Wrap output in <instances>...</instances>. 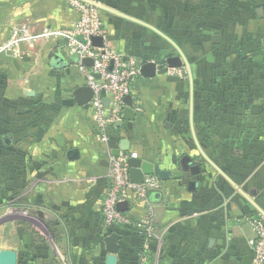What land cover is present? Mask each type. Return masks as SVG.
<instances>
[{
    "label": "crops",
    "instance_id": "0c3cea01",
    "mask_svg": "<svg viewBox=\"0 0 264 264\" xmlns=\"http://www.w3.org/2000/svg\"><path fill=\"white\" fill-rule=\"evenodd\" d=\"M95 1L108 9L106 48L157 63L108 145L75 100L86 78L56 36L77 20L70 0H0V251L18 264H106L109 160L127 140L170 179L148 194L156 238L116 232L118 264H143L146 243L148 264H250L249 220L264 215V0ZM179 51L188 64L168 75Z\"/></svg>",
    "mask_w": 264,
    "mask_h": 264
},
{
    "label": "built area",
    "instance_id": "2783aa9c",
    "mask_svg": "<svg viewBox=\"0 0 264 264\" xmlns=\"http://www.w3.org/2000/svg\"><path fill=\"white\" fill-rule=\"evenodd\" d=\"M72 9L77 12V20L68 28L56 33L63 42L65 51L77 58L79 70L84 73L87 86L93 91L90 106L93 118L101 132V140L108 145L109 132L118 122L123 120L127 107L126 98L142 77L143 63L133 56H124L104 47L94 46L93 39L107 37V30L99 7L86 0H70ZM28 29L18 28L10 45L27 39ZM90 59L92 66L83 64ZM168 75L181 74L176 69H166ZM138 158L136 153L120 152L119 156L111 155L107 173L108 190L105 195L102 213L107 236L113 232L126 231L132 235H144L147 242L156 238L153 225V210L148 200L151 191H159L163 181L156 175H146L142 184L133 183L130 179L128 160ZM142 205L146 213L135 217L120 211L118 206L123 203ZM17 212V209H13ZM253 236L249 240L252 250L251 264H264V215L260 214L249 220ZM148 243L141 254L143 264H148L149 254L146 253Z\"/></svg>",
    "mask_w": 264,
    "mask_h": 264
},
{
    "label": "water",
    "instance_id": "95a60500",
    "mask_svg": "<svg viewBox=\"0 0 264 264\" xmlns=\"http://www.w3.org/2000/svg\"><path fill=\"white\" fill-rule=\"evenodd\" d=\"M93 5L99 7L100 9H106L105 7L99 5L96 3L95 0H86ZM114 13L120 14L116 11H112ZM258 13L261 17H264V10H259ZM215 41L217 42L218 37H214ZM94 46L98 47H104V40L102 37L94 38L93 39ZM180 56H172L168 57L166 59L167 66L170 69H177L182 68L184 64H188L185 56L182 54L181 51H179ZM56 59H59L60 57L55 56ZM61 59V58H60ZM84 65L92 66L93 61L90 59H86L83 61ZM157 71V63L156 62H148L142 66L141 69V75L144 78H153L156 75ZM93 97V91L88 86L79 87L75 90V100L79 106H86L90 103ZM127 104V108L124 110L123 119L124 120H133L135 118V111L133 109V100L131 96H128L125 100ZM118 123V125H120ZM9 140H5L7 143ZM130 146L129 142L127 140H123L121 142V145L118 149L115 150L114 155L119 156L121 151L127 152L129 151ZM69 158L71 160H77L79 158V152L77 150H72L69 154ZM189 161L186 160L183 162L184 168H187L189 165ZM128 166L130 168V179L133 183L136 184H142L144 181V178L146 175H156L159 177L161 181H168L170 179V172L167 170H162L158 165L152 164L148 161H145L140 158H131L128 160ZM194 175H196V172H199V167L195 166L192 169ZM197 183L190 182L189 187L193 190V187L196 188ZM129 208V203L125 202L123 204H120L118 206V209L120 211L127 210ZM122 239V236L116 232H113L109 234L104 239L106 251L108 253L106 264H118V254L121 249L120 241ZM18 253L13 250H1L0 251V264H18ZM251 264V263H250Z\"/></svg>",
    "mask_w": 264,
    "mask_h": 264
},
{
    "label": "rangeland",
    "instance_id": "374dc122",
    "mask_svg": "<svg viewBox=\"0 0 264 264\" xmlns=\"http://www.w3.org/2000/svg\"><path fill=\"white\" fill-rule=\"evenodd\" d=\"M231 61H232V59H231ZM8 205L6 206V209H7V211H12V212H14V210L13 209H15V207H13L12 205H10L9 203H7ZM15 215V214H14ZM13 217V216H12ZM15 217V216H14ZM44 232L46 231V228L45 227H42L41 228ZM45 234V236L47 235V238L49 239V240H52V238L50 237V235H48L47 233H44Z\"/></svg>",
    "mask_w": 264,
    "mask_h": 264
}]
</instances>
